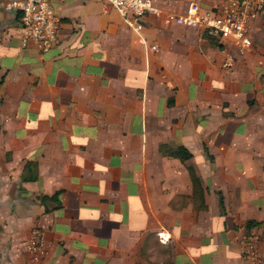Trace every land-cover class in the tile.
<instances>
[{
  "label": "crops",
  "instance_id": "crops-1",
  "mask_svg": "<svg viewBox=\"0 0 264 264\" xmlns=\"http://www.w3.org/2000/svg\"><path fill=\"white\" fill-rule=\"evenodd\" d=\"M6 1L0 264H253L246 243L264 264V14L240 53L165 14L136 31L103 0H52L59 39L40 51L21 44ZM192 1L222 2L153 0L164 12ZM36 223L38 259L25 248Z\"/></svg>",
  "mask_w": 264,
  "mask_h": 264
},
{
  "label": "built area",
  "instance_id": "built-area-1",
  "mask_svg": "<svg viewBox=\"0 0 264 264\" xmlns=\"http://www.w3.org/2000/svg\"><path fill=\"white\" fill-rule=\"evenodd\" d=\"M115 7L125 23L134 30L143 27L146 14L165 16L178 24L199 28L209 37L229 38L237 43L240 53L251 48L252 29L256 20L264 14V0H222L216 9H204L192 1L183 12L167 11L157 7L153 0H103ZM7 10L19 13L17 31L22 45L32 43L40 51H46L59 39V19L54 11L52 0H8ZM151 48L157 49L156 44ZM232 57L225 64H231ZM164 239L163 232H158ZM25 248L34 259L47 253L45 226L36 223L30 230ZM242 253L250 262L261 261L258 248L246 243Z\"/></svg>",
  "mask_w": 264,
  "mask_h": 264
},
{
  "label": "trees",
  "instance_id": "trees-1",
  "mask_svg": "<svg viewBox=\"0 0 264 264\" xmlns=\"http://www.w3.org/2000/svg\"><path fill=\"white\" fill-rule=\"evenodd\" d=\"M173 153H174L175 155L179 156V157L182 158V159H185V158H188V157L191 156L190 151H188V150L186 149V147H184V146H182V145L177 146V147L174 149ZM26 169H27L28 171H31V163L28 162V163L26 164ZM190 175H191V177H192V180H193L194 184L199 185V178H198V176L194 173V171L191 170V169H190ZM35 176H36V175H35L34 173L29 172V174L24 175L23 178H25V179H33V178H35ZM57 195H58V192H56V193H54V194H52V195H42V196H41V199H42V200L53 199V200H56V201L58 202V197H57ZM220 204H221V206H222V199H221V197H220ZM247 225H249V223H247Z\"/></svg>",
  "mask_w": 264,
  "mask_h": 264
},
{
  "label": "rangeland",
  "instance_id": "rangeland-1",
  "mask_svg": "<svg viewBox=\"0 0 264 264\" xmlns=\"http://www.w3.org/2000/svg\"><path fill=\"white\" fill-rule=\"evenodd\" d=\"M262 35V34H261ZM262 40L264 41V36L262 37ZM259 250V249H258Z\"/></svg>",
  "mask_w": 264,
  "mask_h": 264
}]
</instances>
